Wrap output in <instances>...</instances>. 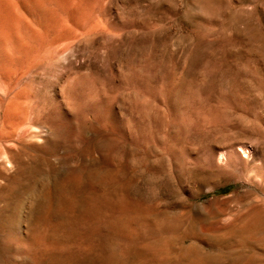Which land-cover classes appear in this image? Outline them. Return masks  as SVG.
<instances>
[{"label":"rangeland","instance_id":"374dc122","mask_svg":"<svg viewBox=\"0 0 264 264\" xmlns=\"http://www.w3.org/2000/svg\"><path fill=\"white\" fill-rule=\"evenodd\" d=\"M31 197L107 264H264V0H0V264Z\"/></svg>","mask_w":264,"mask_h":264},{"label":"bare ground","instance_id":"6f19581e","mask_svg":"<svg viewBox=\"0 0 264 264\" xmlns=\"http://www.w3.org/2000/svg\"><path fill=\"white\" fill-rule=\"evenodd\" d=\"M227 161L228 156L222 154L220 158L215 160L216 168L220 169L223 164L228 163ZM33 197L30 199L27 198L22 202L23 208L20 213L21 215L16 213L13 217L16 221H20L21 225H18L19 228L15 227L11 234L16 244L20 243L25 247L23 255L26 257L27 264H107V261L99 258L100 252L106 250V246L103 247V242L102 244L96 242L97 244L95 246L92 243L101 238L109 239L114 234L113 232L102 234L101 231V225L109 224L111 219L110 215L98 216V205L92 207L89 201L91 205L90 209L89 207L88 210L83 209L79 214L76 213L75 209H71L69 212H62L66 220H58L57 222L55 221L56 219H53L55 212L51 207V203L49 202L46 206L41 207L39 203L36 204L38 199L36 200ZM91 203L95 204L96 202ZM66 206L68 207V205ZM17 214L19 216H16ZM85 225H90L91 227L92 241L89 243H86L84 238L79 239L78 234L75 235L77 233L75 230ZM67 229L75 235V241L60 242L62 237H74L71 233L69 234L68 231H65ZM88 233L90 232L88 231ZM118 234L124 239L128 238L126 233L120 232ZM15 243L12 244V247H15ZM125 251L126 247L122 248L121 254H125ZM72 254L90 256V259L88 262H84V259L82 258V260L80 257L77 260L75 258H73L74 260L66 258V256L69 257Z\"/></svg>","mask_w":264,"mask_h":264}]
</instances>
